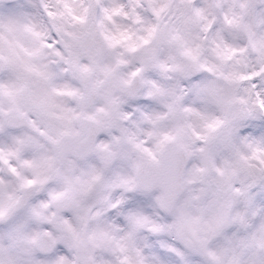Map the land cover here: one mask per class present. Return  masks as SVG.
I'll list each match as a JSON object with an SVG mask.
<instances>
[{"label": "snow or ice", "instance_id": "snow-or-ice-1", "mask_svg": "<svg viewBox=\"0 0 264 264\" xmlns=\"http://www.w3.org/2000/svg\"><path fill=\"white\" fill-rule=\"evenodd\" d=\"M198 101L264 117V0H0V264H264V136L215 168L253 177L235 213L186 235L213 153L161 121Z\"/></svg>", "mask_w": 264, "mask_h": 264}, {"label": "clouds", "instance_id": "clouds-1", "mask_svg": "<svg viewBox=\"0 0 264 264\" xmlns=\"http://www.w3.org/2000/svg\"><path fill=\"white\" fill-rule=\"evenodd\" d=\"M241 98H244L241 96ZM136 101H144L147 99V93H140L135 96ZM129 101H125L127 105ZM132 115L129 121H125V125L130 131L141 135V138L146 139L144 135L147 131L151 130L152 126L144 120L145 112L142 109H138L137 105H132ZM193 108V112L185 114L179 113L175 120L172 117L161 121V126L168 130L177 121L185 128V134L182 139L186 142L195 141L196 134L209 135L208 144L210 150L213 153V164L215 167L210 170L204 177L203 182L190 185L192 192L186 193L181 198V203L184 199H191L189 207L186 209V215L189 217L191 223L188 226L186 235L191 236L193 232L204 234V230L208 223L212 219L226 218V214L235 213L236 204H232L231 209L228 204L236 197L235 190L237 188L243 189L244 186L252 183L253 177L249 176L247 171H241L234 179L231 188L228 187L225 176L220 175L215 168L224 169L225 161L229 163H235L238 159L237 153L240 155H248L249 150L242 139H238L240 133L249 137L248 143H252L253 140H260L264 136V117L259 119H246L239 122V132L233 135L231 127L235 121V117L238 113L240 105H231L222 108L216 102H209L204 104L198 101L195 104L190 105ZM245 110L248 108L256 107L255 101L250 100L249 104L243 106ZM212 119H219L224 123L217 128L214 132H208L206 124ZM253 171L257 174H261V169H264V164L259 161H252ZM107 175V173H106ZM262 182H257L255 185L254 195H258L264 198V189L261 188ZM205 188L206 191L201 194L200 189ZM121 191V190H117ZM196 197H199L198 199ZM157 222L162 223L158 215L153 213ZM167 239V234H164Z\"/></svg>", "mask_w": 264, "mask_h": 264}]
</instances>
